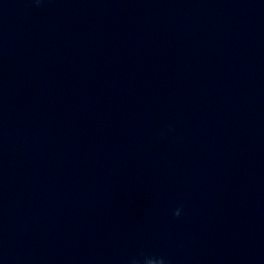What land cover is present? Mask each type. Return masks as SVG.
<instances>
[{"label":"clouds","instance_id":"1","mask_svg":"<svg viewBox=\"0 0 264 264\" xmlns=\"http://www.w3.org/2000/svg\"><path fill=\"white\" fill-rule=\"evenodd\" d=\"M174 216L180 215V209H177L174 213ZM142 255V261L140 258H132L130 261V264H167L165 258L163 256H143Z\"/></svg>","mask_w":264,"mask_h":264}]
</instances>
